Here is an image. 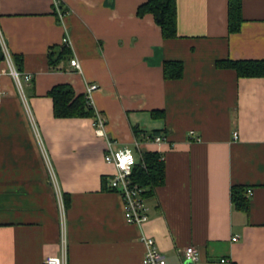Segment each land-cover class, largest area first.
Wrapping results in <instances>:
<instances>
[{"label": "crops", "instance_id": "obj_1", "mask_svg": "<svg viewBox=\"0 0 264 264\" xmlns=\"http://www.w3.org/2000/svg\"><path fill=\"white\" fill-rule=\"evenodd\" d=\"M144 1L0 0V36L30 76L19 91L0 61V264H141V234L166 264H183L187 245L198 251L191 264H264V77L214 64L264 59V0H239L232 33L227 0H174L170 39L135 15ZM61 45L68 58L50 66L48 47ZM163 60L180 61L181 76L163 79ZM61 83L97 85L89 102L102 135L92 118L51 115L46 92ZM153 130L161 141L144 140ZM123 146L164 165L140 226L101 184L113 170L103 153ZM232 186L250 189L246 210L232 206Z\"/></svg>", "mask_w": 264, "mask_h": 264}, {"label": "trees", "instance_id": "obj_2", "mask_svg": "<svg viewBox=\"0 0 264 264\" xmlns=\"http://www.w3.org/2000/svg\"><path fill=\"white\" fill-rule=\"evenodd\" d=\"M60 12H64L59 9ZM150 14L154 23L159 27L162 38L170 39L176 37L175 29V3L174 0H145L135 8V15L140 17ZM241 21L239 11V0L226 1V29L228 33L236 32ZM69 49L65 45L60 47L50 46L46 52L47 63L54 66L59 60L68 58ZM3 59L0 50V61ZM11 62L16 71L20 70V56L11 55ZM215 66L219 68L232 69L237 77H264V59L246 60H217ZM161 75L163 79H177L181 76V63L176 60H163L161 63ZM46 96L51 101V115L55 118L89 117L94 118L90 103L84 93H75L71 86L66 83L51 86ZM161 110H151L150 115L161 117ZM140 131L133 127V134L138 135ZM158 130H153L149 136L155 135ZM136 163L132 166L130 179L132 182L142 185L145 190L143 196L148 198L153 194L156 186L163 183L164 165L161 155L155 151H142L135 154ZM107 179L101 177L102 188L106 186ZM110 190V189H109ZM245 188L232 186L230 188V201L234 208L246 210L247 199L244 196ZM66 199L64 205H66ZM45 264V263H43Z\"/></svg>", "mask_w": 264, "mask_h": 264}, {"label": "built area", "instance_id": "obj_3", "mask_svg": "<svg viewBox=\"0 0 264 264\" xmlns=\"http://www.w3.org/2000/svg\"><path fill=\"white\" fill-rule=\"evenodd\" d=\"M58 15H60V8L55 5ZM62 43H66L65 36L61 39ZM0 50L3 55V60L6 62L8 71L12 76L14 83L20 91L21 81L28 82L30 76L27 74L20 73L15 70L4 42L0 36ZM68 65L75 70H79V65L74 58L68 59ZM97 89L95 83H87L84 88V96L89 102L90 93ZM90 103V102H89ZM104 119L99 114H95L93 118L94 132L96 134L102 135L101 128L103 127ZM191 134V133H190ZM235 137V133L232 134ZM163 139L159 135H151L145 137L144 140H150L152 142H159ZM194 140L196 138H193ZM136 143H134V146ZM138 157V156H137ZM137 157L132 148L123 146L114 149H107L103 155L102 160L112 167V173L107 179L106 186L108 189L115 191L119 194L123 209V218L126 223L134 224L137 226L142 225V223L147 219L148 207L146 205V198L143 196L145 188L130 179V173L132 166L136 163ZM250 194V189L246 188L245 195ZM143 252L141 255V264H166L162 254L158 251L154 240L144 234L139 237ZM235 237H231L234 240ZM179 255L181 260L189 261L193 263L198 258V251L192 245H187L180 249ZM223 260H220L222 262ZM45 264H65L63 257L47 256L44 261Z\"/></svg>", "mask_w": 264, "mask_h": 264}, {"label": "water", "instance_id": "obj_4", "mask_svg": "<svg viewBox=\"0 0 264 264\" xmlns=\"http://www.w3.org/2000/svg\"><path fill=\"white\" fill-rule=\"evenodd\" d=\"M183 264H191L189 261H184Z\"/></svg>", "mask_w": 264, "mask_h": 264}]
</instances>
